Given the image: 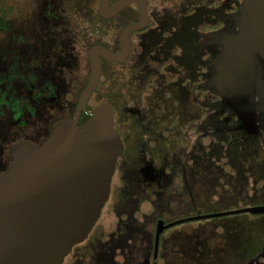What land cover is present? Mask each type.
Returning a JSON list of instances; mask_svg holds the SVG:
<instances>
[{
	"label": "flooded vegetation",
	"instance_id": "obj_1",
	"mask_svg": "<svg viewBox=\"0 0 264 264\" xmlns=\"http://www.w3.org/2000/svg\"><path fill=\"white\" fill-rule=\"evenodd\" d=\"M117 1L109 0V4ZM145 2L148 24L129 35L130 52L125 64L132 63V70L138 67L141 57L134 55L136 44L143 47V39L153 36L154 45L148 50L153 48L157 62L165 65L155 79L159 88L157 121L153 128H146L144 137H148L143 141L153 142L155 148L150 153L146 148L138 156L135 169L129 168L131 162L123 167L129 189L123 218L115 223L114 230L101 231L90 238L91 229L62 264H264V0H181L180 5L170 7L165 18L164 9L157 10L165 0ZM43 12V22L31 25L29 35L0 26L1 33H11L4 45L0 43V174L8 171L16 143L27 141L40 146L49 140L58 121L73 117L88 83L72 87L66 82V71L81 61L78 40L64 39L59 9L48 5ZM153 18L157 20L154 33ZM102 19L103 28L93 33L101 40L90 47L85 42L82 57L88 80L89 50L101 45L120 52L122 32L139 20L138 5L128 4L115 16ZM100 62L97 88L105 66L118 65L103 58ZM166 87L170 96L164 101L161 88ZM81 119L82 115L79 126ZM130 122H125L126 137L122 136L114 113V126L123 143L114 173L127 146L126 139L140 134L134 121L131 126ZM166 138L175 144H199L203 149L201 159L207 160L205 166L194 169L187 160L175 162V167L163 163L160 158L164 150L160 144L157 152V144ZM216 143L215 153L210 144ZM244 148L249 151L243 154ZM153 157L158 158L159 165L151 161ZM210 157L219 160L216 169L211 168ZM171 178L180 181L175 188H181L188 198L185 204L182 196L175 194L172 199L179 207H191L200 194L196 188H201L212 191L211 198L217 194L218 209L189 215L183 212L165 220L160 212L167 213L170 199L160 194L159 204L157 199L148 201L149 212L141 213L140 204L148 198L144 196L146 189L151 185L165 189L172 183ZM110 194L111 187L109 197ZM201 195L206 201L207 196ZM115 213H119L117 208ZM195 221H213L218 226L214 234L219 242L215 247L205 240L194 242L190 234L176 230ZM174 222L178 223L165 227L157 237L159 223L167 226Z\"/></svg>",
	"mask_w": 264,
	"mask_h": 264
},
{
	"label": "water",
	"instance_id": "obj_2",
	"mask_svg": "<svg viewBox=\"0 0 264 264\" xmlns=\"http://www.w3.org/2000/svg\"><path fill=\"white\" fill-rule=\"evenodd\" d=\"M131 3L138 5L139 20L122 32L120 52L101 45L89 50L90 77L73 117L58 121L40 146L27 141L13 146L8 171L0 174V264H62L99 219L123 143L114 126L113 106L103 102L87 110V104L100 82V59L125 62L129 35L148 24L145 0L113 5L99 0V14L105 19ZM82 114L88 118L79 126ZM176 223H159L157 237Z\"/></svg>",
	"mask_w": 264,
	"mask_h": 264
},
{
	"label": "rangeland",
	"instance_id": "obj_3",
	"mask_svg": "<svg viewBox=\"0 0 264 264\" xmlns=\"http://www.w3.org/2000/svg\"><path fill=\"white\" fill-rule=\"evenodd\" d=\"M98 3L99 0H0V9L1 14L3 12L2 15H5V21L7 23H10L9 29L12 27V29L15 28V31L17 30L22 34L26 33L28 35L30 34L29 29L31 25L35 26L37 25V23L39 24L43 22L44 8L48 7V5H51L52 7L59 9V23L63 25L62 33L64 35V39L78 40L76 45L77 50H80L81 55V61L77 62L76 64L74 63L71 70L66 71L65 79L66 82L72 83V87H80L81 85H83L82 87H84L88 81V76L87 72L84 71V57L82 56L85 53V42H92L96 39L93 36L89 25L91 24L90 22H92V14H95V12L97 11ZM180 3L181 0H165L164 6H162V8L157 7V10L161 11L164 9L162 13L165 15V18L168 17V14L170 13V7H172V5H180ZM152 6L153 4L151 5V7ZM156 27L157 20L153 18L151 24L152 33L157 31ZM10 34L11 33L9 32V30H7V32L5 33L0 32V43L4 45V43H6L10 39ZM152 38L153 36H146L143 39V47L136 44V47L134 49V55H139L141 57V59L138 60V62H140L139 64H141L140 66L143 65L144 68L148 67V74L153 75L152 79L147 82V84L143 83L144 81L142 80V73H135V75L133 74L134 70H132V63H128L125 66L106 65L104 68V74L101 79V83L96 92L91 96L88 103V105L92 108L103 102H107L112 105L115 110L116 126L122 132V136L126 137L125 122L129 123V121H134L133 124L135 126L137 125V132H140V134L133 135V138L126 139V144L128 147L126 146L123 155H121L118 159V166L114 175L112 176L110 183V197L107 199L104 207L102 208L99 219L92 227L90 238L100 233L101 231L109 232L111 230H114L116 225L115 223L123 218L122 209L125 205L126 192L129 189V187L125 185L124 182L125 175L123 167L125 168V165L131 162L129 168L135 169L138 163V156L144 153L146 148L147 152L149 151V153L154 151L155 148V144L153 142L147 143L143 140H147L148 137H144V135H147L146 128H148L149 125L150 128H153L155 126V121H157V99L152 97V88L154 82L153 79L156 77H154V73L156 74L157 71L160 72L161 68L165 64L157 62V55L156 59L148 58V48L154 45V39ZM143 58L146 59L147 64L144 63L145 59ZM167 62L170 63V61ZM166 67H168L167 64L165 68ZM144 70L142 69L141 71L143 72ZM216 83L219 84L220 80L217 79ZM131 122L129 126L132 125ZM150 131V134H152L153 130ZM163 135L166 137H170V134L168 132H164ZM193 138L195 140V137ZM158 145L160 146V144H157V152H159L161 149L158 147ZM210 145L215 149L216 153L218 151V143H216L215 145ZM161 147L164 150V154L160 159H162L163 163L165 164L169 163L172 164L173 167H175V162H184L187 160L188 166L199 170H201L206 164L207 160L203 158L201 159L203 149H201L200 145L195 142H189L188 144L179 142L175 144L172 143L171 139L166 138L165 142L161 144ZM245 148L242 150L243 154L246 151H249V149L247 150ZM210 158L212 160L211 168L216 169L219 165L217 164L219 163V160L215 161L214 159H212L213 157ZM151 161L159 165L158 158L154 159L153 157V160ZM171 180L172 183L169 182L170 184L168 183V187H166L165 189L153 185L146 189V192H144V196L146 197L147 195L148 198L144 199L146 202L140 204L141 213L149 212L150 202L148 201H156L157 199L158 205V196L160 194L162 197H164V199H170V205L166 209L167 213L160 212L165 220H169L172 217H178L183 212L184 213L182 215H189L196 212L203 213L218 209V200L216 196L217 194H215V196L211 198L212 191L205 192L201 188H196V191L194 190L195 192H199L200 194L195 197V202H193L191 207H179V204L175 203L172 197L175 194H179L182 196V200L184 203L187 202L188 198L186 197L185 193L180 190L181 188H175L180 184V181L178 182V179L174 180L172 178L170 179V181ZM209 190H211V188H209ZM154 191H157V196L154 195ZM201 194H205L207 196H205L207 199L206 201L205 198L203 199ZM136 197L137 196H135V198ZM116 208L119 211L118 214L115 213ZM158 210L160 209L158 208ZM160 217L161 216L159 215V218ZM240 219L241 218H238V220ZM149 228L150 222L148 221L146 229L149 230ZM176 230L180 231L182 234H190L191 237H193L194 242H201L205 240L207 244L212 248L215 247L219 242L216 235L219 229L218 226L213 223V221L189 222L181 227H177ZM214 232L216 233L214 234Z\"/></svg>",
	"mask_w": 264,
	"mask_h": 264
},
{
	"label": "trees",
	"instance_id": "obj_4",
	"mask_svg": "<svg viewBox=\"0 0 264 264\" xmlns=\"http://www.w3.org/2000/svg\"><path fill=\"white\" fill-rule=\"evenodd\" d=\"M2 14H3V12H2ZM93 15V18L91 19V21L92 22H90L91 24L89 25L90 26V29H91V31H92V33H95V31H100L102 28H103V26H104V20L100 17V15L98 14V12L96 11L95 12V14H92ZM95 25H97L98 26V29L95 27ZM0 26H4L3 28H7V29H9V26H10V23H7L6 21H5V18H4V16L2 15V19L0 20ZM95 29H97V30H95ZM101 39L99 38V39H95L94 41H88V47H90V46H92L93 44H95L96 43V41H100ZM149 52H148V58H150V59H156V53L153 51V48H152V50L150 51V50H148ZM150 56V57H149ZM148 62H149V60H148ZM144 63L145 64H147L146 63V59L144 60ZM126 64H125V62L124 63H121V64H118V65H114V66H125ZM141 64H138V67H136L135 69H133L134 71H133V74L135 75V73H142V75H143V77H142V80L144 81L143 83H146L147 84V82H149L151 79H152V76L153 75H149L148 74V70H147V68L148 67H145L144 68V66L142 65V66H140ZM144 70L143 72L141 71V70ZM143 73H145V74H143ZM141 75V74H140ZM148 75V76H147ZM157 77V75L154 73V77ZM146 77V78H145ZM156 77L153 79L154 80V82H153V88H152V97L153 98H156L157 99V91H158V87H157V85H155V79H156ZM141 80V81H142ZM157 83V82H156ZM176 85L179 87V89H180V87L182 86L181 85V83L179 82V80H178V82L176 83ZM170 87V86H169ZM169 87H166L167 89L165 90L164 88H161V93H162V98L165 100L166 98L168 99V97L170 96L169 95V90H168V88ZM87 108L88 109H92V107L91 106H87ZM114 113H115V110H114ZM87 118H88V116L86 115V114H82V119H81V124L80 125H82V123H84L86 120H87ZM162 128H164V126L162 127ZM159 144H162V143H159Z\"/></svg>",
	"mask_w": 264,
	"mask_h": 264
}]
</instances>
